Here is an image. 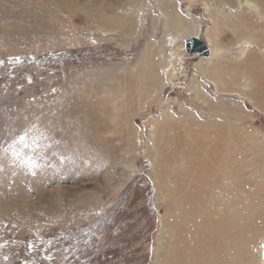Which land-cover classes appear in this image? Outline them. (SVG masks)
<instances>
[{"label": "rangeland", "instance_id": "obj_1", "mask_svg": "<svg viewBox=\"0 0 264 264\" xmlns=\"http://www.w3.org/2000/svg\"><path fill=\"white\" fill-rule=\"evenodd\" d=\"M160 1L0 0V264H168L171 181L232 177L249 194L264 181V83L229 79L264 71V20L243 8L245 30L217 29L235 6L168 0L198 22L211 55L197 58L184 52L194 34L170 42ZM103 13L128 34L96 30ZM253 244L242 264H260Z\"/></svg>", "mask_w": 264, "mask_h": 264}, {"label": "bare ground", "instance_id": "obj_2", "mask_svg": "<svg viewBox=\"0 0 264 264\" xmlns=\"http://www.w3.org/2000/svg\"><path fill=\"white\" fill-rule=\"evenodd\" d=\"M130 1L134 3L135 0ZM169 2L168 0H161L158 4L159 11L163 16L164 27L175 33V35L169 36L170 42H179L178 39H182L187 35L194 34V36H197L198 22H186L183 20L181 16L174 12ZM214 4L215 7L221 5L226 7V9H233L234 6L236 8V10L234 8L236 11L234 18L231 20L226 17V19L219 18L220 20H217L216 17L212 18L213 24L217 29H219L220 24L229 21L240 27L241 30H245L243 16L240 15L242 14L240 12H243V8L249 10L251 15L253 14L264 20V0H215ZM106 6L111 8L107 3ZM70 7V0H64L63 9L66 11L72 9L74 11V8L71 7L70 9ZM186 11H189V9L186 8ZM99 18L104 23L101 22L98 25L96 19L98 20ZM89 19L91 20L90 17ZM92 19L98 26H95L96 30L102 29L101 31L110 33L111 30L109 29L111 27H118L117 35L120 37L126 36L130 29L129 21L124 17H107L103 13L101 17L94 18L93 16ZM220 21L221 23L219 24ZM88 30L92 31L89 28ZM244 37L251 40L249 35L242 33L240 39H244ZM153 49L154 45L149 44L144 51L145 56L141 65L144 68L150 69ZM243 52L244 49L242 50ZM196 66L197 70L204 76L205 73L202 67L200 65ZM260 66L261 64L258 66V62L254 64L256 71H254V68L253 71L252 68L250 70L248 68L250 66L241 69L235 67L232 69V76L229 74V79H235L236 74L241 73L244 77V80L241 81L242 83L252 80L262 85L264 83V71L258 70ZM227 76L221 73L220 77L226 78ZM245 86L247 85L245 84ZM200 98L203 102H206L205 98ZM194 151L192 150L191 152L194 153ZM189 159L194 167L198 166L197 169L199 171L201 169L204 171L206 167H210V164L200 161L199 158L196 160V158L189 157ZM226 160L225 162H227ZM229 163L231 162L229 161ZM194 169L196 170V168ZM194 169L189 167L186 174L192 172V170L194 172ZM171 182L172 188L169 189V186L167 190H171V193L172 191L174 193L172 196L175 211L172 212L173 228L169 235L170 256L168 264H242L249 259L252 262V259H254L252 251L254 247L253 240L261 235L264 241V230L250 231L253 220L259 217L261 213H264V181H258L256 190L250 194L244 192L242 184L245 181H232V177H230L229 181H200L195 177L193 181ZM178 187L180 189L177 191ZM254 199L257 201L256 206H248L249 202L251 204ZM260 252L262 255L260 264H264V244L260 246Z\"/></svg>", "mask_w": 264, "mask_h": 264}, {"label": "water", "instance_id": "obj_3", "mask_svg": "<svg viewBox=\"0 0 264 264\" xmlns=\"http://www.w3.org/2000/svg\"><path fill=\"white\" fill-rule=\"evenodd\" d=\"M184 52L188 56H196L197 58H208L210 49L206 41L203 39L201 31L197 36H190L184 40Z\"/></svg>", "mask_w": 264, "mask_h": 264}]
</instances>
